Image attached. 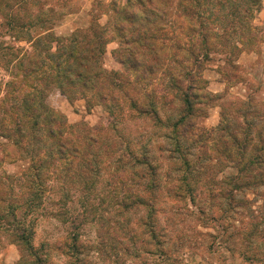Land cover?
I'll use <instances>...</instances> for the list:
<instances>
[{
	"label": "rangeland",
	"instance_id": "rangeland-1",
	"mask_svg": "<svg viewBox=\"0 0 264 264\" xmlns=\"http://www.w3.org/2000/svg\"><path fill=\"white\" fill-rule=\"evenodd\" d=\"M124 4L0 0V116L9 111L10 122L12 107L35 96L38 112L60 115L64 137L81 147L76 158L42 167V143L0 138V264H264V0L234 48L211 46L193 84L195 126L183 133L134 114L120 94L119 104L71 99L55 87L42 97L40 73L22 78L51 37L96 26L105 32L103 69L131 80L114 57L113 10ZM186 25L173 17L169 37ZM160 79L125 89L139 104L153 95L169 102L177 91ZM155 101L162 122L176 124L178 101ZM76 232L83 249L71 256Z\"/></svg>",
	"mask_w": 264,
	"mask_h": 264
},
{
	"label": "trees",
	"instance_id": "trees-1",
	"mask_svg": "<svg viewBox=\"0 0 264 264\" xmlns=\"http://www.w3.org/2000/svg\"><path fill=\"white\" fill-rule=\"evenodd\" d=\"M181 2L186 3L189 8L183 7L185 5L182 6ZM258 3L259 0H125L120 11L113 10L116 16L113 30L119 40L114 57L126 69L124 72L132 74L131 80L123 79L115 71L103 69L101 62L105 32L96 26L68 38L51 37L47 41L49 45L44 59L36 62L29 60L31 69H23L22 78L31 81L32 75L40 73L42 90L39 93L42 97L52 87L71 99L78 96L87 99L92 96L94 102L103 104H119L124 97L126 108L134 114L154 121L156 126L168 125L165 127L181 128L182 133L187 132L195 126L193 84L199 78L204 62L215 52L211 46L217 44L219 48H225L229 45L234 48V38L244 39L245 34L254 29L252 17L258 9ZM173 17L187 22L186 31L183 33L184 28H181L180 35L176 33L174 37H169L167 29L171 28ZM15 21L8 22V28L15 30ZM18 26L19 29L29 28L24 22ZM52 43H55V53H50ZM28 58L18 59L20 67L23 68L22 65ZM157 78H162L160 80L168 84L169 89L177 91L169 102L164 97L153 95V99L139 104L129 97L125 89L127 86L137 89L134 84H149L156 82ZM182 82L186 83L184 87ZM156 99L169 106H175V101H178L180 115L176 124L170 125L169 119L165 120L166 124L162 122L154 107ZM36 100L35 96L20 99L12 107L14 114L12 113L10 122L7 115L9 111H4L0 116V138L14 139L19 147L18 142L26 138L42 143L47 154L41 161L44 163L42 167L64 161L67 156L76 158L81 147L64 137L65 121L48 108H42L39 113L40 102L36 105ZM36 133L43 135L40 138ZM28 144L34 145L31 140ZM254 161L260 163V157H255ZM252 186H256V183ZM23 239L29 243L26 237ZM69 241L67 248L73 252L71 256L79 254L83 249L79 234L76 232L75 235H70Z\"/></svg>",
	"mask_w": 264,
	"mask_h": 264
}]
</instances>
